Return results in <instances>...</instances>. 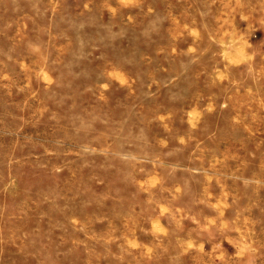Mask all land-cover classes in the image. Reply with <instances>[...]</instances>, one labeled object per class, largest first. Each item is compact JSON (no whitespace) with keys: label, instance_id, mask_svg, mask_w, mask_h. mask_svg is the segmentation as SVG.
Listing matches in <instances>:
<instances>
[{"label":"rangeland","instance_id":"374dc122","mask_svg":"<svg viewBox=\"0 0 264 264\" xmlns=\"http://www.w3.org/2000/svg\"><path fill=\"white\" fill-rule=\"evenodd\" d=\"M0 264H264V0H0Z\"/></svg>","mask_w":264,"mask_h":264}]
</instances>
